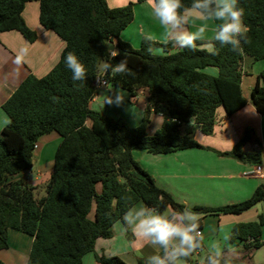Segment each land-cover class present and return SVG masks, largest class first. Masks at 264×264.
Masks as SVG:
<instances>
[{
    "label": "trees",
    "instance_id": "obj_1",
    "mask_svg": "<svg viewBox=\"0 0 264 264\" xmlns=\"http://www.w3.org/2000/svg\"><path fill=\"white\" fill-rule=\"evenodd\" d=\"M28 1L38 3V22L63 42L57 63L43 76L28 74L2 103L10 123L0 130V249L7 248V230L16 229L33 237L25 264H81L93 250L95 240L108 238L113 224L122 220L127 208L137 201L163 209L191 207L197 214H239L264 201V182L240 201L219 206H185L155 184L153 177L132 156L133 149L149 153H170L188 148L212 149L218 156L242 163L261 164L260 148L245 152L251 137L245 127L231 149L220 151L200 144L193 136L191 120L201 133L213 132L219 117L228 118L243 107L246 99L239 82L241 50L264 60V0H240L247 43L239 50L217 45L215 56L201 49L171 50V44L148 41L138 48L119 38L133 18V6L146 0H132L109 7L106 0H0V33L17 30L28 41L36 38L22 17ZM190 0H185L189 4ZM115 40L118 55L110 57L104 40ZM151 47L152 52L147 49ZM157 48L165 53L158 54ZM77 55L87 69L84 81H73L64 66V56ZM127 61L134 75L97 77L100 61ZM215 66L217 74L204 71ZM97 81L110 88L125 89L130 97L144 90L150 102L137 125L121 117H107L90 107ZM255 110L264 114V68L250 90ZM162 122L147 133L150 111ZM55 131L61 137L43 193L29 184L23 173L32 168L39 137ZM103 132L107 141L103 139ZM101 182L100 192L96 183ZM202 228V221H199ZM263 218L235 223L229 242L243 241L248 255L261 247ZM99 264H126L119 256L95 254ZM139 258V264H145ZM0 264H5L0 259ZM241 264V263H239Z\"/></svg>",
    "mask_w": 264,
    "mask_h": 264
},
{
    "label": "crops",
    "instance_id": "obj_2",
    "mask_svg": "<svg viewBox=\"0 0 264 264\" xmlns=\"http://www.w3.org/2000/svg\"><path fill=\"white\" fill-rule=\"evenodd\" d=\"M129 1L132 0H106L109 7L123 6ZM32 3L28 2L25 4L22 17L26 25L35 31L36 38L34 41L28 42L17 30L0 33V120H8L1 105L20 82L30 73L37 77L45 75L57 63L64 46V42L53 31L45 30L41 27L38 22V3ZM196 23L199 22L197 21ZM210 26L214 27L215 25L210 24ZM161 31L158 23L151 15L148 0H146L134 4L133 18L120 32L119 38L129 43L133 48H138L145 34L151 35L154 41L163 43L159 39ZM113 47L115 49V44ZM21 48H26L27 54L23 61L17 64L15 63V57ZM174 49L171 45V50ZM109 50L111 51V49ZM155 52L158 54L165 53L162 48H157ZM240 54L239 82L242 95L246 99L245 105L228 118L219 117L214 124L212 133L203 134L200 132V135H195L194 138L202 145L225 151L232 148L242 135L245 127H250L252 130L251 137L243 145V150L248 152L258 147L263 150V160L260 164L261 176L254 174L256 164L242 163L231 157L218 156L212 149L188 148L170 153H152L153 156H147L146 153L149 152L145 153L141 149H133L131 151L133 158L137 159L139 165L153 177L155 184L169 192L175 201L185 206L205 205L213 207L237 202L249 197L255 187L260 182H264V114H260L255 110L250 99V90L255 84L257 76L264 68V60L254 58L245 50H241ZM208 67L215 66L205 67L204 71L207 73L213 75L217 72L216 67V69ZM106 85V83L97 81V91L90 101V107L98 108L96 109L97 111L102 110L103 114H105L104 112H109L108 114L113 115V118L121 117L128 124L131 118H140L137 121L139 123L143 114L138 115L139 111L135 109L134 104L140 100L144 105L148 106L150 102L146 98V92L140 90L136 97H130L128 92H122L125 94L124 99L117 105L115 103H107L105 100L119 88L112 89L108 85L106 87ZM109 89L112 90L109 91ZM109 106L111 108L110 111H108ZM134 114L136 115L134 116ZM155 117H157V120L155 118L154 127H151V123H149L151 128L156 129L162 122V116L159 113H155ZM190 123H192V120ZM51 132L45 133L46 136L41 135L42 137L37 140L35 144V149H38L36 151L37 157H40L46 145H52V147L56 148L60 142V135L55 131ZM135 150L139 152H134ZM142 159L147 163H143ZM51 169L52 167L49 165L46 170L45 167H41L33 173L31 168L22 175L29 184L38 186L37 192L40 195L43 193L42 184ZM134 204L140 205L144 203L137 201ZM259 207L264 216V202H261ZM198 215L202 221L201 231L203 239L197 249L204 248L209 252L212 242L215 241L223 246L225 242L222 237L225 233L229 234L231 227L235 223L250 221L254 213L248 209L240 214L220 216L211 214L214 217L211 216L209 219L208 217L203 218L204 216H200L201 214ZM216 217L217 219L215 220ZM212 219L215 221V227H209L208 225V223L212 222ZM261 239L264 242V223L261 227ZM32 240L33 237L26 233L12 228L8 229V246L0 249V259L5 264H25ZM242 242L240 240L228 241L227 244L231 247H238L241 250L243 248ZM261 249L264 256V244ZM158 251L159 249L154 250L153 247L146 245L130 228L123 224L122 220H118L111 228L110 237L97 238L93 250L83 256L81 264H99L96 261L95 254L116 255L126 264H139V258L146 259ZM253 252L251 256L256 254V252ZM185 261L186 264H197L192 255L186 258ZM239 263L242 264L240 261Z\"/></svg>",
    "mask_w": 264,
    "mask_h": 264
},
{
    "label": "clouds",
    "instance_id": "obj_3",
    "mask_svg": "<svg viewBox=\"0 0 264 264\" xmlns=\"http://www.w3.org/2000/svg\"><path fill=\"white\" fill-rule=\"evenodd\" d=\"M148 6L162 30L159 39L174 48L201 49L215 56L217 45L237 51L242 42L247 43L248 28L244 23V8L240 6V0H190L187 5L185 0H148ZM144 39L151 41L154 38L145 34ZM103 43L111 49L110 57L118 55L113 47L115 40L109 42L106 39ZM147 51L151 53V47ZM26 54L27 49L21 48L15 63L20 64ZM64 66L71 72L73 81L86 79V66L74 53L69 52L64 56ZM106 72L113 77L117 74L134 75L124 59L114 64L100 61L96 67L97 77H104ZM124 96L120 90H115L105 102L119 105ZM9 123V120H0V130ZM199 221V215L191 207L179 210L165 207L161 210L133 204L122 216L123 224L138 238L154 250L159 249L146 258L145 264H183L200 247L203 239ZM222 239L224 246L215 241L211 243L206 264H233V257L226 247L230 235L225 233Z\"/></svg>",
    "mask_w": 264,
    "mask_h": 264
},
{
    "label": "rangeland",
    "instance_id": "obj_4",
    "mask_svg": "<svg viewBox=\"0 0 264 264\" xmlns=\"http://www.w3.org/2000/svg\"><path fill=\"white\" fill-rule=\"evenodd\" d=\"M30 4H33L32 2H34V3H37L36 1H28ZM27 2V3H28ZM208 68H215V67H208ZM216 69V68H215ZM217 74V72L215 73V74H213V75H216ZM117 90H120L121 92H128L127 90H125V89H117ZM112 107V106H111ZM134 107H135V109H137L138 111H139V114L138 115H142V114H144V111H145V108H146V105H144L143 103H142V101H137L135 104H134ZM93 109H98V108H94V107H92ZM110 106H109V108H108V111H110ZM100 113H102L103 114V111L102 110H98ZM105 114H103L104 116H107V117H112L113 118V115H110V114H108L109 112H104ZM136 114H134V116H135ZM114 116H117V115H114ZM155 118H156V120H157V117H155V112L154 111H150V113H149V122L151 123V127H154V125H155ZM8 119V118H7ZM140 119V118H139ZM139 119H137V118H135L134 117V119H132L131 118V120H129L128 122H129V125L130 126H134V125H137V121L139 120ZM150 123H148V125H147V133L148 134H152L153 132H154V130H155V128H151L150 127ZM185 127H191V131H192V136L194 137L195 135H200V130H199V128L192 122V123H188V124H186V126ZM185 127L183 126L182 128H181V133H184V129H185ZM51 133H53V132H51ZM54 134H56V133H54ZM42 136H46V134L45 135H42ZM42 136H40L39 137V139L42 137ZM102 137H103V139H105L106 141H107V136H106V134L103 132V134H102ZM38 139V140H39ZM38 144L40 145V143L38 142ZM37 144V145H38ZM258 148H260V147H258ZM54 149H55V147L53 146L52 147V145L51 146H48V145H46L45 146V149L43 150V153L40 155V157H37V150L36 149H34V153H33V167H32V172L33 173H35L36 171H38L41 167H45V170L47 169V167H49V165H51V167H52V165H53V151H54ZM261 149V148H260ZM142 151V150H141ZM140 151V152H141ZM36 152V153H35ZM134 152H139V151H134ZM143 152H145L146 153V151H143ZM262 153H263V150H262ZM136 154V153H135ZM147 154V156H153L152 155V153H146ZM137 160V159H136ZM142 161H143V163H147V162H145L143 159H142ZM44 170V171H45ZM95 188H96V191L97 192H100L101 191V188H102V184H101V182H98V183H96V185H95ZM261 202H264V201H258L257 203H255L252 207H250L249 208V211H253V213H254V215H252V217L250 218V221H254V220H257L258 219V217H259V215H261L262 216V218H263V223H264V216H263V214L261 213V211H260V207H259V204L261 203ZM227 204V203H226ZM248 210V209H247ZM246 211V210H245ZM244 212V211H243ZM242 213V212H241ZM211 214H213V215H217V216H220V215H225V214H217V213H205V214H201L200 216H204L203 218H206V217H208V219L211 217V216H213V215H211ZM240 214V213H239ZM214 217V216H213ZM207 219V220H208ZM217 219V217L215 218V220ZM208 225H209V227L210 226H212V227H215V221H213V219H212V222H210V223H208ZM223 246H224V244H223ZM226 247H227V249L229 250V255L230 256H232L233 257V264H238V262L240 261V262H242V264H264V256H263V250L261 249V247H259V248H253L254 250H252V251H249L248 253V255H246V254H244V252L245 251H243L242 250V248H241V250L238 248V247H231V246H229L228 244H226ZM197 250L199 251L198 253H197ZM242 251H243V253H242ZM256 252V254L254 255V256H251L252 255V252ZM253 252V253H254ZM207 253H208V250L207 249H204V248H200V249H195L193 252H192V257H193V259L195 260V262L197 263V264H206V255H207ZM237 261V262H236ZM183 264H186V261L184 260L183 261Z\"/></svg>",
    "mask_w": 264,
    "mask_h": 264
},
{
    "label": "built area",
    "instance_id": "obj_5",
    "mask_svg": "<svg viewBox=\"0 0 264 264\" xmlns=\"http://www.w3.org/2000/svg\"><path fill=\"white\" fill-rule=\"evenodd\" d=\"M102 82V81H101ZM261 167H260V164H256V168L254 169V174L256 176H261L262 175V172L260 171Z\"/></svg>",
    "mask_w": 264,
    "mask_h": 264
}]
</instances>
